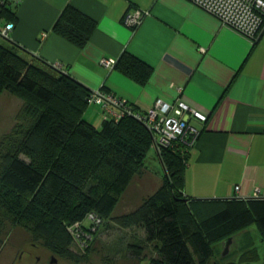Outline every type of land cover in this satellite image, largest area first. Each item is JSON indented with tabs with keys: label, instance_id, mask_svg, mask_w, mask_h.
<instances>
[{
	"label": "trees",
	"instance_id": "1",
	"mask_svg": "<svg viewBox=\"0 0 264 264\" xmlns=\"http://www.w3.org/2000/svg\"><path fill=\"white\" fill-rule=\"evenodd\" d=\"M0 20L14 24L16 13L6 7ZM96 24L67 3L51 29L81 48ZM5 39L0 43V92L19 96L23 105L0 138V218L28 228L54 254L80 260L70 247L77 242L69 228L76 222L86 227L87 214L94 212L102 225L111 220L122 228H143L145 241L157 249L149 264H206L215 259L222 239L242 231L226 264H264L250 235L254 226L264 241V197L186 195L190 148L180 143L157 150L164 168L161 185L132 210L113 216L121 194L145 168L154 144L151 130L132 112L116 118L104 109L100 125H94L84 118L87 106L96 104L88 100L92 89L53 63L25 57L20 53L25 49ZM113 67L140 84L153 71L126 50ZM130 249L135 255L142 251L136 245Z\"/></svg>",
	"mask_w": 264,
	"mask_h": 264
},
{
	"label": "crops",
	"instance_id": "2",
	"mask_svg": "<svg viewBox=\"0 0 264 264\" xmlns=\"http://www.w3.org/2000/svg\"><path fill=\"white\" fill-rule=\"evenodd\" d=\"M67 3L97 23L81 48L51 29ZM11 9L16 20L9 37L25 57L59 63L88 88H103L134 111L144 112L156 98L181 96L206 114L204 121L188 119L200 133L187 153L186 195L245 198L257 190L264 197V30L252 41L188 0H22ZM135 9L146 14L132 29L123 18ZM124 50L153 68L145 84L100 64ZM94 106L84 118L99 126L105 115Z\"/></svg>",
	"mask_w": 264,
	"mask_h": 264
},
{
	"label": "rangeland",
	"instance_id": "3",
	"mask_svg": "<svg viewBox=\"0 0 264 264\" xmlns=\"http://www.w3.org/2000/svg\"><path fill=\"white\" fill-rule=\"evenodd\" d=\"M1 25L0 22V27ZM7 42V39L0 36V43ZM22 105L23 100L19 96L5 90L0 92V138L14 124ZM94 107L97 108L96 104ZM163 175L164 168L156 147L152 144L146 153L145 168L132 178L112 215L126 213L138 206L161 185ZM250 228L253 245L258 249L261 261H264V241L260 239L254 226ZM82 237L86 238L83 234ZM80 243L72 242L70 246L80 256V260L61 257L45 248L42 240L34 237L28 228L0 218V264H149V260L157 256L156 244L145 241L143 228H122L111 220L105 221L90 241L85 239ZM130 245L141 247V254L132 253ZM236 256L237 254L234 257ZM52 257L56 261L50 263ZM232 259L233 257L228 261ZM212 260L206 264H212Z\"/></svg>",
	"mask_w": 264,
	"mask_h": 264
},
{
	"label": "built area",
	"instance_id": "4",
	"mask_svg": "<svg viewBox=\"0 0 264 264\" xmlns=\"http://www.w3.org/2000/svg\"><path fill=\"white\" fill-rule=\"evenodd\" d=\"M22 0H0V18L3 9L18 5ZM195 6L203 9L207 13L217 18L221 24L226 25L248 39L255 41L264 30V0H188ZM146 11L135 9L124 15L123 22L134 29L142 20ZM2 23L0 36L8 38L14 24L11 21ZM204 50V48H201ZM100 64L113 66L115 59L112 57H102ZM55 67H61L59 63H53ZM90 103L100 105L107 114H113L116 118L125 112H132L135 117L142 120L151 130L154 136V146L156 149L172 146L180 143L185 148L192 147L200 133L199 129L191 125L189 118L201 121L206 119V114L191 107L181 96L172 102H167L162 98H156L153 103L144 111H132L125 99L115 96L104 89L92 90L89 98ZM112 107L116 110L112 111ZM235 190L238 185L234 186ZM257 195V190L255 191ZM89 220L86 227L80 222H76L70 227V232L78 244L85 239L92 238L94 232L102 225V219L94 212L87 214ZM86 238L82 237V234ZM82 237V238H81ZM88 241V240H87Z\"/></svg>",
	"mask_w": 264,
	"mask_h": 264
},
{
	"label": "water",
	"instance_id": "5",
	"mask_svg": "<svg viewBox=\"0 0 264 264\" xmlns=\"http://www.w3.org/2000/svg\"><path fill=\"white\" fill-rule=\"evenodd\" d=\"M242 231H239L233 235L225 237L218 243V250L219 254L217 258H222L233 252L235 249L238 248V240L241 237ZM56 259L52 257L50 259V263L55 262Z\"/></svg>",
	"mask_w": 264,
	"mask_h": 264
},
{
	"label": "flooded vegetation",
	"instance_id": "6",
	"mask_svg": "<svg viewBox=\"0 0 264 264\" xmlns=\"http://www.w3.org/2000/svg\"><path fill=\"white\" fill-rule=\"evenodd\" d=\"M218 254H219V250H218V252L216 254L215 259L212 260V264H226L228 262L227 256L218 259L217 258Z\"/></svg>",
	"mask_w": 264,
	"mask_h": 264
}]
</instances>
